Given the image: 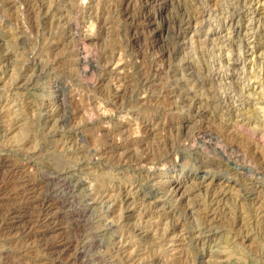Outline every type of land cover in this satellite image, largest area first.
I'll use <instances>...</instances> for the list:
<instances>
[{"label":"rangeland","instance_id":"1","mask_svg":"<svg viewBox=\"0 0 264 264\" xmlns=\"http://www.w3.org/2000/svg\"><path fill=\"white\" fill-rule=\"evenodd\" d=\"M263 68L264 0H0V264H264Z\"/></svg>","mask_w":264,"mask_h":264},{"label":"bare ground","instance_id":"2","mask_svg":"<svg viewBox=\"0 0 264 264\" xmlns=\"http://www.w3.org/2000/svg\"><path fill=\"white\" fill-rule=\"evenodd\" d=\"M234 1V0H233ZM247 1V0H246ZM254 1V0H253ZM232 3V2H231ZM246 3V2H245ZM229 4V3H228ZM146 5V4H145ZM233 5V4H232ZM237 5V4H236ZM203 6V5H202ZM241 6V5H240ZM255 7V6H254ZM251 9V8H250ZM259 10V9H258ZM257 10V11H258ZM233 11V10H232ZM208 12H209V10H208ZM207 12V13H208ZM246 12V11H245ZM230 13V12H229ZM235 13V12H234ZM256 12H254L253 14H255ZM252 16V15H251ZM192 17V16H191ZM202 18V17H201ZM245 18V17H244ZM247 23V22H246ZM250 23V22H249ZM229 24V23H228ZM235 24V23H234ZM254 25V24H253ZM249 26V25H248ZM227 28V27H226ZM249 28V27H248ZM256 28V27H255ZM233 29V28H232ZM251 29V28H250ZM182 30V29H181ZM217 30V29H216ZM219 30V29H218ZM231 30V29H230ZM200 31V30H199ZM252 31V30H251ZM224 34H225V32H224ZM245 34V33H244ZM247 34V33H246ZM216 36V35H215ZM220 36V35H219ZM223 37V36H222ZM227 37V36H226ZM209 38H210V36H209ZM236 38V37H235ZM183 39V38H182ZM229 39V38H228ZM183 41V40H182ZM188 42V41H187ZM227 42V41H226ZM224 43V42H223ZM251 43V42H250ZM218 45V44H217ZM251 45V44H250ZM218 48V47H217ZM215 49V48H214ZM249 49V48H248ZM229 52V51H228ZM250 52H251V50H250ZM234 55V54H233ZM236 56V55H235ZM223 59H225V58H223ZM227 60V59H226ZM27 68V67H26ZM236 68V67H235ZM264 69V68H263ZM227 73V72H226ZM258 74V73H257ZM225 75V74H224ZM219 77V76H218ZM227 79V78H226ZM229 81H230V79H229ZM234 82V81H233ZM226 83V82H225ZM97 84V83H96ZM234 84V83H233ZM225 87V86H224ZM226 88V87H225ZM224 88V89H225ZM237 92V91H236ZM239 94V93H238ZM224 99V98H223ZM230 100V99H229ZM224 101V100H223ZM231 102V101H230ZM235 103V102H234ZM229 104V103H228ZM251 104V103H250ZM196 106V105H195ZM225 108V107H224ZM50 109V108H49ZM238 109V108H237ZM244 109V108H243ZM62 111V110H61ZM202 111V110H201ZM230 111V110H229ZM217 115V114H216ZM70 116V115H69ZM203 126V125H202ZM185 127V126H184ZM239 136V135H238ZM186 137V136H185ZM186 139H187V137H186ZM231 149V148H230ZM69 164V163H68ZM62 166V165H61ZM233 166V165H232ZM237 168V167H236ZM52 169V168H51ZM176 182V181H175ZM174 182V183H175ZM173 182H172V184H174ZM180 184V183H179ZM44 185V184H43ZM178 185V184H177ZM186 185V184H185ZM184 185V186H185ZM122 187V186H121ZM171 187V186H170ZM189 189V188H188ZM180 190V189H179ZM20 191V190H19ZM55 192V191H54ZM67 192V191H66ZM74 192L75 191H73V188L71 187V188H68V198H71V199H73V197L74 196H76V195H74ZM87 193V192H86ZM153 193V192H152ZM179 194V193H178ZM55 196H56V194H55ZM153 197H155V196H153ZM157 197V196H156ZM186 199V198H185ZM57 200V199H56ZM61 200H63V199H61ZM77 201V200H76ZM82 202V201H81ZM208 203H209V201H208ZM73 206V205H72ZM86 206H87V204H86ZM97 206V205H96ZM74 207V206H73ZM85 209H88V207H86ZM8 211V210H7ZM86 212H88V211H86ZM59 215V214H58ZM208 218V217H207ZM84 221V220H83ZM254 223V222H253ZM7 226V225H6ZM84 229V228H83ZM83 233V232H82ZM107 236V235H106ZM106 238V237H105ZM97 242V244H99L100 243V241H99V238H97V235H96V237H94V239L92 238V243H96ZM91 246H92V244H91ZM95 247V246H94ZM101 248V247H100ZM93 249V248H92ZM222 250V249H221ZM94 251V250H93ZM87 256V255H86ZM252 261V260H251Z\"/></svg>","mask_w":264,"mask_h":264}]
</instances>
